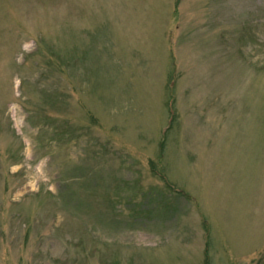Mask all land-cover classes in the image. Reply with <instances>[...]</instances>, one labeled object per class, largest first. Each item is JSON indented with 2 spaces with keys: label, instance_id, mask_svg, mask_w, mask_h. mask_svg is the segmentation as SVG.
Instances as JSON below:
<instances>
[{
  "label": "rangeland",
  "instance_id": "374dc122",
  "mask_svg": "<svg viewBox=\"0 0 264 264\" xmlns=\"http://www.w3.org/2000/svg\"><path fill=\"white\" fill-rule=\"evenodd\" d=\"M0 264H264V0H0Z\"/></svg>",
  "mask_w": 264,
  "mask_h": 264
}]
</instances>
